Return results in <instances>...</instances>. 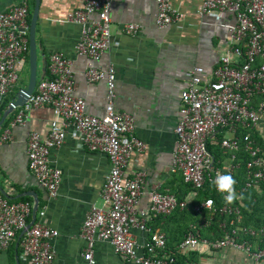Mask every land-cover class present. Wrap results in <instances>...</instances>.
Instances as JSON below:
<instances>
[{
	"label": "built area",
	"instance_id": "2783aa9c",
	"mask_svg": "<svg viewBox=\"0 0 264 264\" xmlns=\"http://www.w3.org/2000/svg\"><path fill=\"white\" fill-rule=\"evenodd\" d=\"M111 0H82L79 8L65 20L79 25L73 45L75 55L86 60L83 77L87 82L103 80L106 85L104 114L85 112L84 99L75 94L70 59L62 52L47 56L46 75L35 82L31 93L18 106L0 142L9 138V127L23 124L26 112L37 106L50 107L53 118L40 139L29 131L25 141L27 168L48 197L58 193L60 171L49 165L48 153L58 148L68 134L79 149L103 153L108 162L99 191L102 206L91 204L85 211L78 236L83 240L82 264H96L93 244L108 242L122 260L134 264H175L177 253L205 247L214 251L231 248L247 254L253 261L264 258V230L243 223L240 198L237 204L215 206L209 196L197 200L191 210L207 212L201 222L188 225L181 239L170 249L163 232L152 226L154 219L183 210L186 200L157 185L145 189V171L126 175L123 169L131 152H140L144 143L133 133V120L113 106L114 70L111 65L95 64L110 46L109 5ZM155 26L164 29L183 19L169 0H154ZM29 0H13L0 9V99L17 84L14 63L28 53ZM94 14V17L90 15ZM196 14L206 24L221 28L224 39L217 58L209 66L194 64L186 73L175 110V135L168 169L180 176L192 193L208 184L222 198L213 183L218 173L234 176L241 184L235 189L264 186V0H199ZM142 28L136 22L124 23L121 32L135 35ZM207 146L216 148L214 157ZM145 196L146 203L140 205ZM208 201H212L211 204ZM264 209V196L262 198ZM206 205V206H205ZM11 201L0 192V250L13 241L24 264H50L52 240L57 231L45 225L43 209ZM218 216V219L215 217ZM215 224L209 234L201 230ZM145 233L137 242L132 231Z\"/></svg>",
	"mask_w": 264,
	"mask_h": 264
},
{
	"label": "crops",
	"instance_id": "0c3cea01",
	"mask_svg": "<svg viewBox=\"0 0 264 264\" xmlns=\"http://www.w3.org/2000/svg\"><path fill=\"white\" fill-rule=\"evenodd\" d=\"M13 0H0V9ZM171 6L183 13V19L164 29L155 26L154 0H111L109 5L110 46L95 63L111 65L114 70L113 106L128 113L133 120V133L144 143L140 152H131L123 172L145 171V189L153 185L186 200L183 210L153 220L152 226L165 234L166 245L172 249L189 224L206 219L207 212L195 214L191 206L196 194L182 182L180 176L168 169L174 146L175 110L178 93L184 87L186 73L194 64L209 66L217 58L224 31L206 24L196 14L199 0H169ZM30 4V0H29ZM82 0H39L35 21V81L46 75L47 56L59 51L70 59L75 94L84 99L85 112L100 117L104 114L106 85L103 80L87 82L83 77L86 60L75 55L73 45L79 35V25L65 20L67 13L79 8ZM32 11V10H31ZM29 13V11H28ZM28 14V20L30 19ZM94 17V14L90 15ZM142 25L135 35L121 32L124 23ZM18 75L16 86L0 99V133L8 127L18 107L2 118L17 91L28 82V53L14 63ZM23 124L9 127V138L0 142V192L11 201H28L37 211L43 209L42 222L54 228L53 258L50 264H82L83 240L78 236L85 211L93 204L102 206L99 191L108 170L103 153L76 148L67 134L58 148H51L48 163L60 171L58 193L48 197L44 188L27 168L25 141L29 131L42 139L53 118L48 106L29 109ZM146 201L140 198V205ZM255 198L247 201L245 220L264 230V209ZM241 206L242 202L240 200ZM213 225L201 231L209 234ZM137 242L145 233L133 230ZM96 264H134L120 259L106 241L93 244ZM176 264H264V258L253 261L247 254L231 248L208 250L199 247L175 255ZM0 264H24L19 247L13 241L0 250Z\"/></svg>",
	"mask_w": 264,
	"mask_h": 264
},
{
	"label": "water",
	"instance_id": "95a60500",
	"mask_svg": "<svg viewBox=\"0 0 264 264\" xmlns=\"http://www.w3.org/2000/svg\"><path fill=\"white\" fill-rule=\"evenodd\" d=\"M39 0H33L32 11L28 23V82L25 88H21L17 91L15 99L9 103L8 108L4 110L2 118L6 113L10 112L13 108L20 106L27 96L31 93L35 85V40H34V29L35 21L37 18ZM1 122V121H0ZM35 205L32 209L31 220L28 223L30 225L34 219Z\"/></svg>",
	"mask_w": 264,
	"mask_h": 264
},
{
	"label": "trees",
	"instance_id": "16d2710c",
	"mask_svg": "<svg viewBox=\"0 0 264 264\" xmlns=\"http://www.w3.org/2000/svg\"><path fill=\"white\" fill-rule=\"evenodd\" d=\"M32 5H33V0L30 1V6L32 7ZM28 22H29V20H28ZM207 149L210 152H212V154L214 155L215 158L216 157H219V152H218V150L216 148H213L211 146H207ZM240 172H241V170H238L237 171V174L234 176V179H236V180L239 179V173ZM240 186H241V184H236L235 185V189H238ZM261 187H262V193L261 194H257V192L254 189H252V188H247L245 191H239V197H242V198H240V200L242 202V206H240V209H241V214H242V217H243L242 220H243V223L244 224L251 225L244 218L245 217V212H246L244 206L248 205L247 201H251L252 199L255 198V200L257 202L259 201V204H261V207L263 209L262 198L264 196V186L262 185ZM207 196H209V197H211L213 199V202H214V205L215 206H219L222 203H225L224 199L220 195H218L217 193H215L208 184L205 185V187L203 188V190H199L197 192V194H196V201L199 200V199H201V198H203V197H207ZM237 203L238 202L236 201L233 204H237ZM218 218H219L218 216L215 217V219H218ZM212 225H213V228H214L215 227V224L212 223Z\"/></svg>",
	"mask_w": 264,
	"mask_h": 264
},
{
	"label": "clouds",
	"instance_id": "9594fccd",
	"mask_svg": "<svg viewBox=\"0 0 264 264\" xmlns=\"http://www.w3.org/2000/svg\"><path fill=\"white\" fill-rule=\"evenodd\" d=\"M213 183L215 184L216 190L219 193L225 194L223 196V199L226 204H233L239 198H242L238 197L237 195V192L235 190L236 180L232 175L218 173ZM208 203L211 204L212 201H208Z\"/></svg>",
	"mask_w": 264,
	"mask_h": 264
},
{
	"label": "rangeland",
	"instance_id": "374dc122",
	"mask_svg": "<svg viewBox=\"0 0 264 264\" xmlns=\"http://www.w3.org/2000/svg\"><path fill=\"white\" fill-rule=\"evenodd\" d=\"M30 1H31V0H30ZM31 10H32V7H31L30 4H29V9H28L29 13H31Z\"/></svg>",
	"mask_w": 264,
	"mask_h": 264
}]
</instances>
